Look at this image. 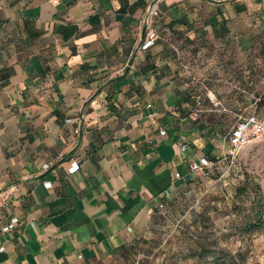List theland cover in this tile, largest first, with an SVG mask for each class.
I'll return each mask as SVG.
<instances>
[{"label": "crops", "instance_id": "crops-1", "mask_svg": "<svg viewBox=\"0 0 264 264\" xmlns=\"http://www.w3.org/2000/svg\"><path fill=\"white\" fill-rule=\"evenodd\" d=\"M153 2L158 39L140 51ZM261 63L264 0H0V264H135L188 162L226 176Z\"/></svg>", "mask_w": 264, "mask_h": 264}, {"label": "rangeland", "instance_id": "rangeland-1", "mask_svg": "<svg viewBox=\"0 0 264 264\" xmlns=\"http://www.w3.org/2000/svg\"><path fill=\"white\" fill-rule=\"evenodd\" d=\"M255 97L259 105L264 103V91ZM261 153L225 169L224 177L218 172L209 178L193 175L156 216L152 236L135 264H264V215L258 230H244L252 221L251 207L264 210ZM213 253L220 259H211Z\"/></svg>", "mask_w": 264, "mask_h": 264}, {"label": "built area", "instance_id": "built-area-1", "mask_svg": "<svg viewBox=\"0 0 264 264\" xmlns=\"http://www.w3.org/2000/svg\"><path fill=\"white\" fill-rule=\"evenodd\" d=\"M159 15V7L157 2H153L149 5L147 10L146 17L142 20V25L145 28L144 39L139 47L140 51L148 50L154 42L158 39V35L156 31L151 27V21L153 18L158 17ZM210 100H213L210 96H208ZM187 108L191 111V117L197 118L202 110L203 106V97L201 95H197L194 98V103H187ZM160 135L163 136L165 134L164 130L159 131ZM227 139L230 144V149L227 152L224 160L228 164V169L233 166L235 157L238 151L251 144L256 142H264V103L261 104L260 108L256 109L252 113L241 116L238 118L237 122L234 123L227 132ZM186 138L181 136L179 138V150L184 151L186 149L187 143ZM221 161V160H220ZM220 161L217 160L215 162L210 161L207 157L202 156L196 160H191L188 162V172L194 175L209 178L214 175L213 173L220 166ZM79 169L78 163H72L69 172L73 173ZM174 177L179 179L182 175L179 172H176ZM49 183H47L48 185ZM163 209V205L159 204V210ZM14 228V223L7 224L2 228L4 232L10 231ZM3 250V248H0Z\"/></svg>", "mask_w": 264, "mask_h": 264}, {"label": "trees", "instance_id": "trees-1", "mask_svg": "<svg viewBox=\"0 0 264 264\" xmlns=\"http://www.w3.org/2000/svg\"><path fill=\"white\" fill-rule=\"evenodd\" d=\"M252 211H253V217H252V221L249 222L248 224L245 225L244 230L247 232H255L256 230H258L259 224H261L262 220H263V215H264V210L261 209L260 205H253L251 207ZM211 259H220V257H218V254L213 253L210 256ZM215 264V263H212Z\"/></svg>", "mask_w": 264, "mask_h": 264}]
</instances>
